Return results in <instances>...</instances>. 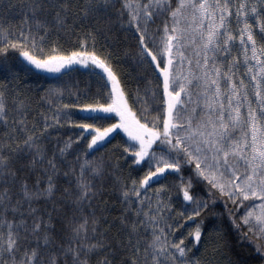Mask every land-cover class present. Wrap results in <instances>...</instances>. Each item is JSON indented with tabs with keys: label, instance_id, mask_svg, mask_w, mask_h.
Wrapping results in <instances>:
<instances>
[{
	"label": "snow or ice",
	"instance_id": "obj_1",
	"mask_svg": "<svg viewBox=\"0 0 264 264\" xmlns=\"http://www.w3.org/2000/svg\"><path fill=\"white\" fill-rule=\"evenodd\" d=\"M0 76V264H264V0H0Z\"/></svg>",
	"mask_w": 264,
	"mask_h": 264
},
{
	"label": "trees",
	"instance_id": "obj_2",
	"mask_svg": "<svg viewBox=\"0 0 264 264\" xmlns=\"http://www.w3.org/2000/svg\"><path fill=\"white\" fill-rule=\"evenodd\" d=\"M10 19L15 23L19 19V16L18 14L14 13L10 17ZM112 36L116 39L117 43L110 45V47L116 59L119 61L121 71L125 74L131 86L135 87L138 82L141 85H143L144 81L142 79H138L141 76L151 79L153 85H155L156 83L155 73L152 72L150 68H147V67L140 68L139 66H137L135 62L132 60L130 53L127 56L125 55V49H132L133 44H134V41L131 39L130 34H128L127 40L125 39V33H122V32L114 31L112 33ZM66 43L70 45L72 41L69 40V41H66ZM98 43L103 44L104 41L101 39L98 41ZM10 60L15 61V56H11ZM77 68L79 69L78 71H73L63 77H59V79L68 81L69 83L73 81H79L81 88L85 87V84L87 82H91L93 85L95 84V77L92 73L84 70L85 68L79 65L77 66ZM56 76H58V74L56 73L42 74L39 77L36 75H32V74L21 73L22 82L25 85L31 87L33 90V93H35L36 95L39 94L37 89L42 91V89L44 87H47L49 84H56L57 80L53 79V77H56ZM2 78L3 77L0 76V79ZM65 102H70V101L66 100ZM71 128H72L71 125L65 126V129L62 130L60 133L61 137L71 135L72 134ZM122 136H123V133L116 136L115 139L110 141L108 145H105L103 149L98 150L96 154L98 155L100 154V152H103L105 155H109L110 154L109 149L111 148V146L114 145L117 141H119L122 138ZM123 170L125 173H127L130 169L128 168V166H124ZM131 171H132V174L135 176L136 171L134 169H132ZM168 179H171V177H169ZM161 182L164 183L166 181H161ZM194 187L196 188L197 191H201L202 189L201 185H194ZM173 195H175V191H173ZM110 198L114 200L115 196L113 195ZM118 207H119V204L117 202V204L114 206V209ZM229 207H231V205H229ZM219 213H223V201H217L215 203V206L210 209V214L205 217L204 225H205L206 231L212 230L213 233H215L216 231L221 232V234L225 237V239L231 245L233 253H237V252L246 253L248 251L246 247V243L239 240L235 230L232 228L231 222L229 221L227 215L226 214L215 215ZM112 214L115 215V210H113ZM242 245H243V248H242Z\"/></svg>",
	"mask_w": 264,
	"mask_h": 264
},
{
	"label": "rangeland",
	"instance_id": "obj_3",
	"mask_svg": "<svg viewBox=\"0 0 264 264\" xmlns=\"http://www.w3.org/2000/svg\"><path fill=\"white\" fill-rule=\"evenodd\" d=\"M81 67H84L85 68V66H81Z\"/></svg>",
	"mask_w": 264,
	"mask_h": 264
}]
</instances>
